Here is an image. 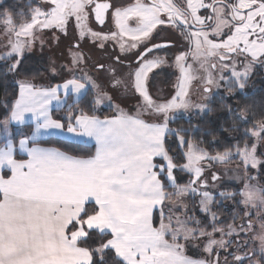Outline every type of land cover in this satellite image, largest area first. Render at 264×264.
Segmentation results:
<instances>
[{
  "label": "snow or ice",
  "instance_id": "1",
  "mask_svg": "<svg viewBox=\"0 0 264 264\" xmlns=\"http://www.w3.org/2000/svg\"><path fill=\"white\" fill-rule=\"evenodd\" d=\"M3 4L0 66L13 77L15 94L0 101V264H264V187L219 191L221 177L211 171L239 158L243 179L264 178V120L244 130L251 143L215 154L186 138L191 129L170 126L178 113L212 111L191 102L193 83L210 100L213 85L243 92L253 70L264 69V0ZM49 30L75 41L66 63L47 68L59 82L15 79L37 46L43 50ZM165 32L174 38L158 42ZM88 40L118 51L90 65L81 50ZM158 81L169 84L167 95ZM121 90L122 97L114 95ZM129 100L135 103L122 106ZM14 126L28 130L17 135ZM48 137L94 141L95 151L81 156L71 145L42 146ZM179 173L190 177L186 184ZM217 194L245 207L243 224L217 226ZM189 197L204 219L191 214ZM247 209L260 221L252 250L238 239L257 227ZM190 248L200 254L189 256Z\"/></svg>",
  "mask_w": 264,
  "mask_h": 264
},
{
  "label": "trees",
  "instance_id": "2",
  "mask_svg": "<svg viewBox=\"0 0 264 264\" xmlns=\"http://www.w3.org/2000/svg\"><path fill=\"white\" fill-rule=\"evenodd\" d=\"M23 3L24 0H4L3 7L11 8L13 5L19 6ZM44 64L45 58L42 55H30L28 60L24 63L20 74L16 76L15 79L28 78L38 81V79L42 78L45 73V68L43 67ZM4 71L5 69L3 66H0V101L7 100L15 94L13 77H4ZM261 71L256 69L250 78V84H256L257 86H253L252 88L248 86L243 92L236 91L233 94L225 96L216 94L208 103L212 111H204L202 113L195 112L188 117H177L176 121L170 126L174 129H191L186 138L201 142L202 146L213 154H215V152L222 153L225 148H229L237 144L243 146L245 141L251 143V139L244 135V130L251 129L255 126L257 121L264 120V79L259 78V75L262 74ZM167 78L169 79L170 76ZM0 112H2V109H0ZM240 112H244L247 119L241 120L239 115ZM110 113L111 109L109 107L104 108V115H109ZM53 115L58 118L62 115V111L56 110ZM0 118H2V116H0ZM21 130L27 131L28 129L26 126H14V131L17 135ZM181 135H185V133H181ZM45 139L47 142L42 145L62 149L64 148V145H71L69 150L74 154H79L81 156L94 154L95 151L94 144L69 140L63 137H48ZM170 139H172V137H170ZM2 142L3 139L0 134V143ZM172 147L174 150H178L175 144ZM179 175L184 177V179L180 180V183H187L189 178L187 174L179 173ZM259 179L262 178L258 177L257 180ZM260 184H264L263 181H261ZM237 188L238 185L228 183L225 190L236 191ZM169 191H171V189H169ZM229 200L230 199H227V201ZM230 201L234 204L232 208L226 209L224 206L220 205L219 211L216 210L218 208L214 205L213 210H216L217 214H219L218 212H221L222 218L220 221L222 223H239L243 219V216H245V208L240 204H237L234 200ZM203 215L204 214L199 211L197 218L204 219Z\"/></svg>",
  "mask_w": 264,
  "mask_h": 264
},
{
  "label": "rangeland",
  "instance_id": "3",
  "mask_svg": "<svg viewBox=\"0 0 264 264\" xmlns=\"http://www.w3.org/2000/svg\"><path fill=\"white\" fill-rule=\"evenodd\" d=\"M89 23L92 24V26L94 27L95 30H100L91 21H89ZM70 31H71V29H70ZM54 37H59V42H57V40L54 39ZM164 37L174 38L171 33H167V32L162 33L161 36H159V38H164ZM41 39H43L45 41V47L41 51L39 46H37V48L35 50V54L36 55H42L45 58V64L43 66L45 68V73L42 76V78L38 79V81H35V82L37 84H47L49 82H51V83L59 82L57 79L52 77V75L47 71V68L49 67L50 62H55L56 64L66 63L67 57H68V51H67L68 46H69L70 42L74 43L75 41H71V37L62 36L59 31H51V30L44 32L41 35ZM5 42H6L5 36H4L3 32L0 31V48H2V46ZM108 47H109V51L106 52V51L100 50L99 48L93 46L90 40L81 42V50L89 58L90 65H91V63H95L96 61H107V58L111 54L112 51H118V49L114 48L113 45H109ZM125 62H128V61H125ZM127 64H125V65H127ZM90 65H89V67H90ZM257 69L260 71L262 70L261 71L262 74L259 75L260 76L259 78L264 79V69H260V68H257ZM122 71L124 73H127L129 71V68L125 66L122 68ZM19 79H21V78H17V80H19ZM174 79H175V77L170 76V78L168 80H174ZM158 86L164 89V91L162 93H160L161 95H167L168 92L170 91V86L168 83L158 81ZM248 86L252 88L253 86H257V85L256 84H250V79H249L245 88H247ZM234 92H236V90H234L233 93ZM216 94H221L222 96L230 95L227 92V89L225 86H221L219 89H217L215 87V85H213V91L211 94V99ZM114 95L122 97L124 95L123 90H121L119 93H115ZM190 95H191V102L193 104H195V105L207 104L209 106L208 103L210 102L211 99L209 100L206 98V95L202 90V84L201 83H193V85L191 86ZM117 102L119 103L120 101L117 100ZM133 103H135V101L129 100L127 102V104L122 105V106L127 107L128 105L133 104ZM107 107H108L107 105L104 106V108H107ZM195 112H198V110L192 109L189 112H181V113L177 114V117H180V116L188 117V116L194 114ZM18 127H21V126H18ZM1 137H2V134H1ZM239 165H240L239 158H233L232 161L229 162L228 164H216L214 166V168L211 169V171L216 172L221 177L220 181H218L217 185H216L219 191H228V190H225L228 183H234L235 185H238L240 188H243L244 183L257 184V182H258L259 186L264 187V184H260L261 181H263V183H264V179L262 178V179L257 180L258 176H257V173L255 171L250 170L249 175L257 176V179H254L251 181H246L245 179H243V174L238 171ZM184 202L189 204L193 208V212L191 214H193L197 217V214L199 212V210H197L198 200L194 203L192 198L189 197ZM214 205L216 206V208H218L216 210L220 211V207H219L220 205L224 206L226 209H230L233 207L234 204L230 200L227 201V199H221L217 194L216 202L214 203ZM213 206L211 208V211L213 213H215L216 216L218 217V219L220 220L222 218V214H221V212H218L219 214H217L216 213L217 211L213 210ZM241 206H243V205H241ZM244 211H246V209H244ZM247 211H250L253 213V215L251 216V219H252L253 224L256 225L257 227L253 229L252 233H250L249 236H243V234H241V236L238 238H241V239L243 238L244 240L248 239V241H250L249 250H252V249H257L259 247V241H256L254 243H252L251 241H252V238L255 236V234L259 231L258 225H259L260 221L257 218V216L255 215L256 210L247 209ZM245 219H246V217L243 216V219L239 223H232V224L231 223H229V224L222 223V224H218L217 226L218 227H226L228 225L238 226L239 224H243ZM237 231H239L238 227H237ZM197 243H199V241H197ZM233 247H235V244H233ZM187 254L189 256L196 257L200 254V251L197 249H191L190 248V249H188ZM222 258H223V256H222ZM228 259H229V261H231V257H229ZM255 259H259V256H256Z\"/></svg>",
  "mask_w": 264,
  "mask_h": 264
},
{
  "label": "crops",
  "instance_id": "4",
  "mask_svg": "<svg viewBox=\"0 0 264 264\" xmlns=\"http://www.w3.org/2000/svg\"><path fill=\"white\" fill-rule=\"evenodd\" d=\"M63 138H67V137H63ZM74 141L84 142V143H88V144H94V141H90V140H87V139H80V140H74ZM42 146H45V147H53V146H46V145H42Z\"/></svg>",
  "mask_w": 264,
  "mask_h": 264
},
{
  "label": "flooded vegetation",
  "instance_id": "5",
  "mask_svg": "<svg viewBox=\"0 0 264 264\" xmlns=\"http://www.w3.org/2000/svg\"><path fill=\"white\" fill-rule=\"evenodd\" d=\"M169 38H171V37H164V38H157V41L158 42H163L164 40H166V39H169ZM128 62H124V64H127ZM258 68V67H257ZM257 68H255L254 70H253V72L257 69ZM240 225V224H239ZM238 239H241V238H238ZM243 239V238H242ZM248 240V239H247Z\"/></svg>",
  "mask_w": 264,
  "mask_h": 264
}]
</instances>
